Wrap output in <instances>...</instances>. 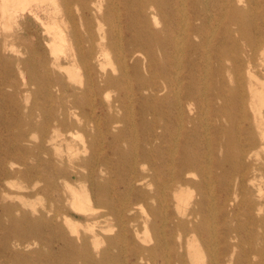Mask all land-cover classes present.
I'll return each mask as SVG.
<instances>
[{
    "label": "bare ground",
    "instance_id": "1",
    "mask_svg": "<svg viewBox=\"0 0 264 264\" xmlns=\"http://www.w3.org/2000/svg\"><path fill=\"white\" fill-rule=\"evenodd\" d=\"M0 25V80L15 101L0 142V186L19 174L23 199L54 190L57 203L31 204L19 218L5 207L27 226L6 231L13 246L35 237L38 264H106L95 227L112 217L122 253H131L122 264H204V255L209 264H222L220 255L229 263L240 240L235 202L240 191L252 193L247 183L258 193L244 199L261 230L252 238H264V163L254 161L264 150V112L248 113L258 101L264 106V0H0ZM72 68L84 73L80 87ZM19 76L34 87L25 91L26 100L34 97L26 114L17 112ZM88 128L109 139L101 148L110 156L93 152L79 165L89 174L66 173L62 191L48 175L61 178L62 143ZM67 154L71 161L70 147ZM16 163L17 173L7 167ZM233 171L241 178L232 189ZM74 180L90 182V193ZM186 189L195 195L184 197ZM134 207L145 214L143 227ZM69 208L91 222L90 237L80 235ZM142 230L152 236L149 248L135 243ZM248 253L264 264V248Z\"/></svg>",
    "mask_w": 264,
    "mask_h": 264
},
{
    "label": "rangeland",
    "instance_id": "2",
    "mask_svg": "<svg viewBox=\"0 0 264 264\" xmlns=\"http://www.w3.org/2000/svg\"><path fill=\"white\" fill-rule=\"evenodd\" d=\"M30 21H33V20L30 19ZM35 27H36L35 30L38 31V33H40L43 36V39L44 38L47 39V36L44 35L43 28L40 27L38 24H35ZM0 32L2 34L6 32V28L3 27V25H0ZM242 43H243L242 45L244 46V49L248 51L246 44L244 42ZM43 48L46 51H48V49L46 48V45L44 44H43ZM8 55H10L11 57H15V55L12 54L11 52H9ZM225 63L227 66L231 65L230 61H226ZM261 64L262 62L260 58H257L254 61V66L256 67V70H258L261 67ZM211 65L213 67L216 66L214 61H212ZM71 70H72L73 75L76 76V80L72 82L75 84L76 87H80L79 82L84 81L83 71L79 69H73V68ZM26 80L27 79H23L20 76L16 79V81L19 84L18 86L20 89V94L18 93L17 96L15 95L17 99L16 105L19 106L17 108V112L23 113V114L28 113V109L31 108V106L34 103V97L32 98L31 95L29 96V100H26L27 93L25 91L27 89L30 92L34 91V87H25L24 84ZM1 83L2 81L0 80V142L3 144L4 140H6L5 126H6V123L8 122L9 115L12 114L14 111L12 104L15 101H13V99L10 98L14 96L13 89L4 86ZM110 96L116 97V93L112 92L110 93ZM205 98L207 100L206 96ZM255 111L264 112V106H262V104L259 101L255 103V107H253V109L248 108V113L250 116H252ZM213 119L214 118H212V114L211 116L208 115V122H212ZM35 123L37 124V126H39V125H42L44 122L41 118H37V121ZM24 126L25 125L21 127H17L15 131L18 132L19 129H22V128L26 129V127ZM108 140L109 139H106L104 136L102 137L97 132V129L88 128L87 132L81 131L79 132L78 135L74 136L73 138H70V141L68 143L63 142L62 146L60 147V153H62V155L65 157V160H64V164H60V166L64 173L62 172L60 174L58 173L59 175L58 177H61V178H57L56 176L52 174L50 175L47 174L49 179L51 181L56 182L62 189V188H65L64 175L66 173H68L66 175H69L72 172H79L85 176L88 175L89 170L84 169L80 167L79 165L81 164L83 160L88 159L92 155L93 152H96V155L98 158H102L105 154L110 156V154L107 153V151L102 149L103 145L106 144ZM85 142H86V146L87 144L91 142L93 143V146L91 147V149L89 147L85 148ZM68 146L75 153L74 157L71 158V161H69V157L67 156L68 155L67 153L69 151ZM123 146L127 148L128 145L124 144ZM44 157L46 156L44 155ZM254 161L258 165L264 163V150H259V155L255 157ZM94 165H95V162H94ZM7 167L11 171H15L16 173L19 172L21 169V166L18 163H16L13 166H11L10 164H7ZM95 169H97V166H95ZM99 170H100V167H98V172H100ZM105 176L111 177L113 179L116 178L115 174H111L109 172L105 173ZM100 178L102 179L101 182H103V174L100 175ZM227 178L232 183L231 188L233 189L234 185L236 183H239L240 178H241V173L240 171L239 172L233 171L232 173H230V175ZM195 179L198 180V177H195ZM261 182L263 181L261 180ZM259 183L260 181H257L255 184L259 185ZM72 184L76 187H80L81 185L85 186L88 192L90 193V187H91L90 182L85 181L83 183H80L77 180H74ZM247 184H248V187L252 189V193L244 194L243 191H240V194L235 202V204H237L239 207V211L237 214L238 217L232 222V225L234 227H236L237 229H240L239 230L240 240L237 241V243L239 244V247L236 249L235 257L230 259L229 263L225 261V260H228V258H225L222 255H220L219 259L221 262H223L222 264H243L242 259L244 257H246L249 260L250 264H260V257L258 255L255 256V255L248 253L251 246L253 247V249L257 248L259 250H262L264 248V241H263L264 238H252V234H251L252 232L257 231L260 233L261 230L258 228V225H253L250 218L248 217V214L246 213L247 207H246V203L244 204V199L245 198L247 200L257 199L258 193L256 191V188H253L250 183H247ZM23 185H24L23 179L21 178V176H19V174L1 182V186H0V227L2 228V230L0 229V264H38V258H39L38 252L40 251V248H41V246L37 243L35 237H32V239H29L28 243L20 248L13 246L12 244L13 237H11L10 239H7L6 231L13 227H16L18 228V230H21V229H25V227L27 228V226L23 225V223H17V222L13 223L12 218L7 213V210L4 208L7 206L12 208L11 214L15 218L16 217L19 218L23 211L26 210L30 212L31 204H35L38 208H41L42 206L50 208L52 205L54 206V208L57 207V203H52L50 200L52 197L55 198L56 196V192L54 190L50 191L51 196L47 198L44 196L42 197L39 196V197L27 199L26 201L21 196L24 193ZM215 186L217 187V189L219 188V184L215 183ZM3 190L5 193L2 192ZM62 191H64V189H62ZM190 192L191 191L189 189H186L184 197L189 198L190 194L195 195L194 191L192 193ZM193 198H191L190 200L192 201ZM134 208H135L134 211L140 216L139 225L140 227H143L145 214L143 213L142 209H140L139 207H134ZM65 214H67L69 219H72V221L80 224L79 225L80 235L87 234L90 237V234L87 231V227L91 222L88 223V221L85 219L86 218L85 216H81L77 214L70 208L67 211H65ZM255 214H257L255 215L257 218L261 216L259 211H256ZM64 216L65 215H63V217ZM220 220L221 219L217 218V221L215 222V224L218 225ZM58 221H59L58 223H60L61 228L64 230V232H68L66 226L62 224L64 221L63 218L61 217ZM100 221H102L103 224H100V225L98 224V226L95 227L96 229L95 231L100 235V238L102 239L100 250L106 249V259H105L106 264H122V262L125 259L129 258L131 253H125V252L122 253L123 251L120 249L119 244H118V238H117L119 230H118V227L115 225V221L112 219V217L103 218V219H100ZM16 223L17 225H15ZM101 226H103V228H105L106 230L104 231L103 229L102 231L100 229ZM11 232L13 231L11 230ZM56 235H59V233ZM33 236H35V234H33ZM139 236L140 237L136 239L135 243L140 247L149 248L152 244L151 234H147L142 230ZM71 237L73 239H76L75 236L71 235ZM59 245L61 246V244ZM77 245H81V242H78ZM54 246H58V245L55 244ZM52 250L55 251L56 248L54 247ZM126 256L127 258H125ZM203 257H204L203 258L204 264H209V256L204 255ZM188 261H189V264H192L190 259H188ZM160 263L161 262L158 261V264ZM143 264H146V263L143 262Z\"/></svg>",
    "mask_w": 264,
    "mask_h": 264
}]
</instances>
